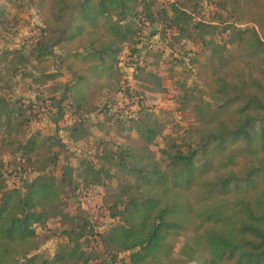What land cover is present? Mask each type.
<instances>
[{
  "label": "trees",
  "instance_id": "obj_1",
  "mask_svg": "<svg viewBox=\"0 0 264 264\" xmlns=\"http://www.w3.org/2000/svg\"><path fill=\"white\" fill-rule=\"evenodd\" d=\"M220 1L234 21L225 22L226 38L218 41V25L190 27L192 15L174 2L170 15L155 0H31L42 23L27 59L34 61L37 84L53 80L58 64L71 73L57 104L74 119L70 138L87 139L93 125H116L128 134L115 151L103 148L97 155L102 163L82 158L52 172L53 137L21 135L40 119L41 105L56 106V96L0 97V264H115L125 253L129 264L175 263L170 239L184 231L193 234L185 248L205 254L202 264H264V0ZM146 24L159 25L164 41L174 39L171 45L183 36L209 49L203 59L190 58L201 87L183 88L198 140L168 138L164 166L152 148L164 124L121 65ZM130 104L138 107L135 113L128 112ZM4 155L20 184L8 183ZM30 171L38 175L29 180ZM80 183L105 186L102 207L111 222L103 232L88 221L66 227L65 194ZM56 217L66 239L46 258L39 250L49 235L39 228ZM89 234L104 257L85 247Z\"/></svg>",
  "mask_w": 264,
  "mask_h": 264
},
{
  "label": "rangeland",
  "instance_id": "obj_2",
  "mask_svg": "<svg viewBox=\"0 0 264 264\" xmlns=\"http://www.w3.org/2000/svg\"><path fill=\"white\" fill-rule=\"evenodd\" d=\"M155 1L167 6L170 15L174 14L170 2H174V6H178L179 9L184 8L192 15V20H189L190 27H193L196 22L218 25V31L213 35L218 41L221 36L226 38V33L221 29L225 22L234 21L229 8L223 7L220 0ZM203 12L205 13L202 15ZM49 15L54 17L55 12L51 10ZM41 23L40 15L31 4V0H11L10 2L0 0V97L35 99L36 97L56 96V106L41 105L40 119L24 127L23 134H20L22 138H25L24 135L28 136L32 132L40 131L45 136L53 137L48 142L57 163L50 168V171L58 173L63 163L77 166L82 158L102 163L103 156L97 155L103 151V148L115 151L119 143L127 140L128 131L122 133L116 125L102 128L99 125H93L91 126L92 134L87 139L75 142L70 138L69 127L74 124V119L67 112L63 115L57 108V104L64 95V84L72 78L71 73L58 64V68L52 69L56 74L53 80L47 79L45 84L41 82L37 84L34 82L32 73L34 61L27 59L29 44L39 36ZM238 23L245 25V23ZM156 26L148 24L144 26L135 50L127 48L123 52L121 65L129 84L136 92L144 93L146 103L151 106L164 124L163 135L152 144L153 150L164 166L165 158L163 159L161 150L165 147L168 138L184 143L198 140L193 131L198 122L195 120L191 107L183 100V88L184 86L201 87V81L195 75L190 58L203 59L209 49L204 47L200 39L183 36L171 45L170 42L174 39L168 37L167 41H164L160 36V26ZM204 36L209 38L211 34ZM42 78L45 79V77ZM130 107L129 113H135L138 109L133 104H130ZM91 118L100 124L104 120L103 116L98 115H93ZM131 135L136 136L137 133L131 132ZM8 158L7 155L3 156L2 170L10 185L20 184L19 180L9 173L10 169L6 165ZM106 164L110 165V162ZM37 175L30 171L25 177L30 180ZM116 182V178L113 179L112 185ZM104 197L105 186L85 185L84 183H80L74 193L65 194V212L68 215L64 219L66 227H70L72 220V222L79 220L81 223L88 221L89 225H94L95 231L106 230L111 218L108 211L102 207ZM62 229L63 224L60 217L50 219L47 228H39L40 233L49 235L39 250L44 257L52 258L58 246L65 241L66 237L62 234ZM87 236L89 238L84 243L85 247L90 249L93 246L97 255L100 258L104 257L99 240H93L90 234ZM192 236L190 231H184L170 239L173 244L175 263L169 264H202L205 256L203 252L191 254L190 247L185 248L192 243ZM127 255L128 253L122 254V259L115 264H129ZM194 255L195 257L192 258Z\"/></svg>",
  "mask_w": 264,
  "mask_h": 264
}]
</instances>
